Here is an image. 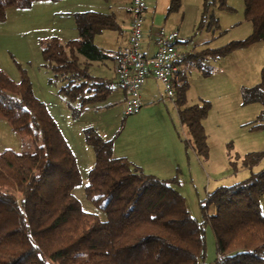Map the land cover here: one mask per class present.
<instances>
[{"label": "trees", "instance_id": "obj_1", "mask_svg": "<svg viewBox=\"0 0 264 264\" xmlns=\"http://www.w3.org/2000/svg\"><path fill=\"white\" fill-rule=\"evenodd\" d=\"M34 1L39 0H0V20L8 7L28 8ZM242 1L251 33L191 56L214 57L264 40V0ZM179 4L180 0H169V10ZM72 17L78 38L61 42L49 37L41 44V55L54 78L63 82L59 92L72 116L78 117L84 106L103 101L110 93L112 80L89 74L88 64L109 57L93 36L117 28V23L111 13L95 10L74 12ZM260 74L257 85L242 89V98L261 104L256 126L264 127V65ZM186 88L180 72L174 83L175 104L184 103ZM178 114L195 151L206 154L200 123L204 109L184 106ZM0 118L13 132L37 142L32 151L0 152V264H201L206 222L215 239L214 264H264V216L259 204L264 166L208 193L200 201L202 220H197L174 179L158 178L124 156H113L111 140L94 127H85V140L94 152L84 186L85 197L97 209L92 212L84 210L72 193L80 181L76 158L24 73L15 81L0 68ZM263 155L264 151L247 152L241 165L250 169ZM208 204L215 208L211 214L205 212Z\"/></svg>", "mask_w": 264, "mask_h": 264}, {"label": "rangeland", "instance_id": "obj_2", "mask_svg": "<svg viewBox=\"0 0 264 264\" xmlns=\"http://www.w3.org/2000/svg\"><path fill=\"white\" fill-rule=\"evenodd\" d=\"M85 2H88L87 8L101 12L126 4V0H39L28 8L8 7L0 20V68L15 81L24 73L31 82L33 94L45 104L60 128L76 158L80 181L72 193L84 210L97 212L84 194L88 170L94 163V152L85 140L84 128L92 126L102 138L111 140L116 156L130 154L142 158L139 153L144 149L150 153L143 159H160L166 168L152 175L174 179V187L184 197L189 213L202 220L200 201L208 193L218 186L241 181L250 171L264 166V155L250 169L241 165L245 153L264 151V127L256 126L262 106L257 101L243 102L242 98L243 88L260 82L264 40L252 41L214 57L187 58L183 104L170 101L157 81L158 84H151L157 97L155 102L146 106L148 103L142 101L140 111L135 114L123 113L121 89L115 86L105 100L87 104L78 117H73L64 94L59 92L63 82L54 78L43 61L41 44L52 36L61 42L78 38L72 13L86 8ZM178 7L177 16L174 13L177 9L169 10V0H158L152 33L163 23L180 20L188 33L184 43L190 53L224 46L251 33L242 0H180ZM98 35L93 38L101 44L102 38ZM106 46L110 50L114 45ZM89 64V74L109 78V58ZM190 105L205 111L200 123L206 154L195 151L187 125L179 119L178 109ZM35 142L31 136L13 132L8 122L0 118V152L5 148L32 151ZM259 204L264 216V193L259 197ZM214 210V205L208 204L205 212L211 214ZM204 234L201 264H214L217 254L209 222L204 224Z\"/></svg>", "mask_w": 264, "mask_h": 264}, {"label": "built area", "instance_id": "obj_3", "mask_svg": "<svg viewBox=\"0 0 264 264\" xmlns=\"http://www.w3.org/2000/svg\"><path fill=\"white\" fill-rule=\"evenodd\" d=\"M146 4L147 0H131L126 42L111 55L115 80L125 90V115L139 112L142 106L140 89L149 76L160 83L166 97L173 99L174 83L179 79L181 64L187 56L186 51L177 47L178 30L163 27L153 34L155 49L150 54L141 50Z\"/></svg>", "mask_w": 264, "mask_h": 264}, {"label": "crops", "instance_id": "obj_4", "mask_svg": "<svg viewBox=\"0 0 264 264\" xmlns=\"http://www.w3.org/2000/svg\"><path fill=\"white\" fill-rule=\"evenodd\" d=\"M152 1H153V3L151 4L150 0H147L146 9L144 12V20H143V24H142L143 36H142V40L140 43L141 50L147 54H150L155 49V41H154V35L153 34L156 30L152 33V29L155 27V26H153L154 20H155V12L154 11H156L155 9L157 8L158 0H152ZM130 2H131V0H126V2H125L126 4L124 7H120L118 9H114V7H112L111 9L107 10L106 12H103V13H111L114 16L115 22L117 23V28H115V29H104L101 32H99L98 36L102 38L101 44H97L95 37L93 38L96 46H98L99 48H101L104 51H108V53H109L108 58L110 60V66H109L110 76H109V78H106V79L112 80L111 90H110L109 94H111L113 92L115 86H119L121 89V92H119V93H120L122 99L125 98V90L114 79L115 76L113 73V60H112L111 55L118 47L122 46L126 42L128 25H129ZM83 5H85L86 8H83L82 11L91 10V9L87 8L88 2L87 3L85 2ZM154 7H155V9H154ZM151 8H152V14L149 15V10H151ZM179 10L174 12L175 14H177V16H178ZM95 11H98V10H95ZM78 12H81V11H78ZM153 12H154V14H153ZM156 23H157V21H156ZM160 27H163L165 30H172V29L178 30L179 39H178L177 47H178V49H180L182 51H186L188 54L186 59L181 64V72H183V74L185 75V72H186L185 68L187 69L189 66L187 58L191 57V55L193 54V53H190L188 51V47L184 43L186 41L185 38L188 35L187 30L183 28L182 23L178 19H175L174 22L163 23V25ZM99 37H97V38H99ZM108 43H113V45H114L113 48H111L110 50H107L106 45ZM79 61L83 62L84 59L80 60V57H79ZM94 62H101V61H94ZM154 82L157 83V81L153 77L149 76L147 78L146 82L142 85V87L140 89L141 101L146 102V104L148 103L146 106H152L153 105L152 103H154L155 99L157 98L156 95L153 94L154 90H151V84H154ZM170 101L174 102V98L170 99ZM149 153H150L149 150L143 149L139 153V155L142 158H138V157L132 156L130 154H123L122 156L128 158V160L131 161V163L133 165L140 167V169L143 172L147 171L145 173L158 175L162 171V169L166 168V166L162 165V161L158 158L146 157V159H143V157ZM151 154H153V153H151ZM112 155L117 157L115 155V153L113 152V150H112Z\"/></svg>", "mask_w": 264, "mask_h": 264}]
</instances>
